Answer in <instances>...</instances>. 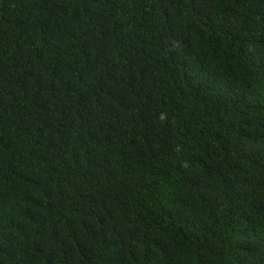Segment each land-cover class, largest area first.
Segmentation results:
<instances>
[{"label": "trees", "instance_id": "1", "mask_svg": "<svg viewBox=\"0 0 264 264\" xmlns=\"http://www.w3.org/2000/svg\"><path fill=\"white\" fill-rule=\"evenodd\" d=\"M0 264H264V0H0Z\"/></svg>", "mask_w": 264, "mask_h": 264}]
</instances>
